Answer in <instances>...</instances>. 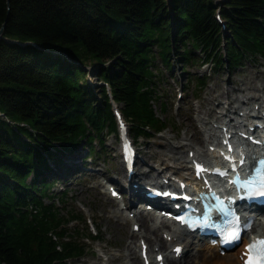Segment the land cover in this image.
Wrapping results in <instances>:
<instances>
[{"label": "trees", "instance_id": "16d2710c", "mask_svg": "<svg viewBox=\"0 0 264 264\" xmlns=\"http://www.w3.org/2000/svg\"><path fill=\"white\" fill-rule=\"evenodd\" d=\"M3 24L0 264H69L100 240L69 226L87 222L61 212L66 192L53 193L48 171L79 145L96 153L104 130L117 134L112 101L135 141L167 127L154 107L157 56L169 71L174 52L182 68L196 51L215 68L264 57V0H0Z\"/></svg>", "mask_w": 264, "mask_h": 264}, {"label": "rangeland", "instance_id": "374dc122", "mask_svg": "<svg viewBox=\"0 0 264 264\" xmlns=\"http://www.w3.org/2000/svg\"><path fill=\"white\" fill-rule=\"evenodd\" d=\"M221 51H224V49ZM194 55H196V61L188 63L182 68L174 52L170 57L172 63L170 71L167 70L159 56L155 59V67L158 68L155 69V74L159 77L157 84L158 100L157 103H154V107L156 113L167 121V127L163 131L152 134L148 138L139 137L136 141L140 152L138 157L141 160L139 163L140 171H149L151 165L157 168L159 167L161 161L157 157V153L163 151L162 146L168 145L169 143L173 144V146H180L183 144V138L190 139L192 135H196L199 141L204 138L203 134L195 128L194 119L197 117L196 106H201L203 116L208 111L212 112L210 119L213 124H216L213 121L214 117L219 115L225 106L222 108L215 99L218 98L223 103H226L227 100L219 97L224 90L234 88V91H231L229 94L231 99L237 96L258 97L263 95L264 57H257L256 60H243L242 64L236 68H229L226 65L215 68L210 61L202 62L203 57L199 51H196ZM92 64L90 60L85 62V69L90 70V73L86 77L93 87L94 93L97 94L96 86H99V82L92 73L94 70ZM196 76L204 78L206 83L203 87L199 88L196 86ZM255 88L262 89V92L255 90ZM242 90L244 92L240 93ZM251 101L253 100H250L248 103L249 108L255 105ZM163 105L165 111H160V107ZM234 106H239V104L235 103L233 104ZM238 108H233V113ZM205 118L208 119L207 115H205ZM117 136L118 131L117 134H113L104 130L102 132V144L99 142L98 137H95L93 146L96 153H89L87 147L82 148L80 145L75 148L80 153L83 152V157L79 159V164L81 165L79 167H83L84 169L94 166L96 167L95 170L104 171V173L96 175L95 178L89 177V175H93L92 172H85L86 170L83 169L81 171L78 170L74 175L70 174L66 178L54 174V170L65 169L62 160L65 154L61 157V165L58 166L52 163L54 167L52 171H48V180H54L52 186L53 193L61 194L66 192L64 204L55 201L56 205L60 206L61 212L65 213L66 210L79 212L87 222V224L82 221L72 222L69 226L71 228L78 227L79 229L88 227L94 234L98 233L100 236V240L95 242L87 240V245L90 246L88 254L85 257L70 260L69 264L131 263L128 258L121 255L127 254L126 245L130 243L128 234L133 230L131 227L132 224L130 221L126 224L122 223L120 220H116L111 214L113 211L122 210L121 207L127 204V198L130 196L129 194L128 196L125 194L124 197L122 195L125 199L119 201V203H115L114 200L109 198L106 187L103 185L107 177L112 178L110 183L114 184L116 177L121 178L120 172L122 176H126L127 174L119 154ZM189 142L194 146L195 142L193 143L191 140ZM196 145L197 148L202 150L206 148L203 142ZM188 149H190L188 146L181 148L180 152H182V156H186ZM168 154L172 155L171 153H167L166 155ZM153 171L148 172V176L155 175L156 172ZM164 175L165 173H161L157 180L160 181ZM149 179L147 177L141 180L144 182ZM118 185L120 187L122 186V179H120V184ZM145 187L143 188L145 189ZM140 204L142 203L138 202L139 206ZM138 205L137 208H139ZM122 213L126 215L128 212L123 210ZM162 230L164 229L159 228L157 230L158 235L162 233ZM151 237L153 238L154 235L151 234ZM134 243L138 245L137 239H135ZM154 247L156 248L157 246L154 245ZM167 248V251H165L166 254L170 253V243L167 245ZM162 252L164 251L162 250ZM202 252L205 251L203 250ZM137 254H139L138 246ZM156 254L157 252H153L152 257ZM220 256L223 257V255ZM189 257L191 256L186 254L182 261L188 260ZM152 262H154V259H152Z\"/></svg>", "mask_w": 264, "mask_h": 264}, {"label": "bare ground", "instance_id": "6f19581e", "mask_svg": "<svg viewBox=\"0 0 264 264\" xmlns=\"http://www.w3.org/2000/svg\"><path fill=\"white\" fill-rule=\"evenodd\" d=\"M255 90L262 92V89L260 88H255ZM231 91H234L233 87L228 88L227 90H224L219 95L220 98H224L225 100H227L226 103H223L218 98L215 99L217 100V103L220 106H222V108L225 106V108H223V111H226L228 115L232 112L233 108L235 107L238 108V106L233 107V104L235 103L245 106V105H249L248 103L250 102V100H253L251 101L252 104H257L258 106L264 107V92L262 96H258V97L256 96H252V97L237 96L234 99H231L229 97V94ZM242 92L244 91L242 90L240 93ZM253 109L254 108L249 109V110L251 111ZM238 110H242V108H239ZM196 112H197V117L196 119H194L195 128L203 134L204 138L201 141L198 140L196 135H192L190 139L183 138L182 139L183 144H181L180 146H173V144H170V143L168 145H164L162 146L163 151L161 153H157V157H159V160L161 161L158 168L151 165L149 171H140L139 163L141 162V160L137 158V161L133 168V173L131 175L126 169V166L124 165L126 172H127L126 176H122L120 172L121 178L119 177L115 178V182H117L116 184H117V188L119 189V191H124L120 195L121 196L123 195L124 197L125 194L126 196H128L129 194L130 197L127 198L128 205L124 209V211L128 212L126 215H123L122 213L123 210L113 211L111 214L116 220H120V222L122 223L126 224L127 222L130 221V223L132 224L131 226L132 228L134 225L138 226V229L136 231L133 229L131 232H129L128 235H129L130 243L126 245L127 254L121 255V256H124L125 258H128V260L131 261L130 264H140L141 262L142 264H157L158 263L157 261L158 253H161L164 255L166 264H242L238 256V251L240 250L241 246L238 247L234 253L233 252L225 253L223 257H221L216 252L214 247H210V245H208L207 243H203L200 246L196 247L194 242H190L186 238H182V239L176 238L175 237L176 235L180 236L181 234L176 232V230L173 231L172 228L169 226V224L165 221H162V220H160L159 222L153 221L154 219L153 213L147 210L145 206L143 207L140 206L143 208L141 211L140 209L136 211L137 208L134 207L135 205H134L133 198L136 199L139 197H143L141 195L137 196V194H142L144 186L147 187L148 185H153L154 181L158 182L157 179H159V175L161 173L166 174L168 172H172L180 178H183V179L187 178V180H189L193 176L192 171L190 170V166L192 162H190L189 157H196V158L201 159L202 161H207V159L210 158V156H208L209 153L207 152V150H208L209 144L213 145L212 141H210V136H212L213 131H215V128L213 127L214 124L212 123L210 119L211 118L210 114H212V112L210 111L206 112L205 115H207L208 119L205 118V115L203 116L200 105L196 106ZM244 112H246V110H244ZM215 119L214 121H216ZM230 121H231V118H230ZM190 140L193 143L195 142L194 146L192 145V143L189 142ZM200 142H203L204 147H206L205 150L197 148L196 144L198 143L200 144ZM184 146L190 147V149L186 151L185 157L182 156V152H180L181 148ZM167 153H171L172 155L170 154L166 155ZM82 154L83 152L80 153L78 150H75V151L73 150V152L71 153L70 152L66 153L64 157L62 158L65 169L54 170L53 173L56 174L57 176L66 178L70 174L74 175L75 172H77L78 170L81 171L83 167H79L80 165L79 159L83 157ZM139 155H140V152H139ZM95 169L96 167L92 166L89 168H84L83 170H86L85 172L87 171L92 172L93 175H89V177H93V178H95L96 175L104 173V171L95 170ZM153 170L156 172V174L148 176V172L153 171ZM147 177L150 179L144 182L143 180H141L144 178L146 179ZM163 177H165V175ZM107 179L109 181L112 180V178H108V177ZM120 179H122L121 187L118 185L120 184ZM108 195H109V198L114 200L115 203H119V201H117L115 197H112L110 193H108ZM143 199L149 200L147 197H143ZM130 214L132 215L130 216ZM159 228H163L164 230H162V233L158 235L157 230H159ZM164 233H166L165 239L163 238ZM151 234L154 235L153 238L151 237ZM169 235H171L170 237L174 239L169 241L168 240ZM135 239H137L138 245L134 243ZM169 243H170V253L166 254L165 251H167L168 249L167 245ZM178 244L184 245L185 254L180 259H174L172 257V254L174 253L173 248ZM154 245L157 247L155 248ZM137 246H138L139 254H137ZM142 249H146L147 255H148L147 259H144L141 256ZM162 250L164 252H162ZM203 250L205 252H202ZM153 252H157V254L154 257H152ZM186 254H189L191 257H189L188 260L182 261V259L186 256ZM152 259H154V262H152Z\"/></svg>", "mask_w": 264, "mask_h": 264}, {"label": "snow or ice", "instance_id": "6c2138e0", "mask_svg": "<svg viewBox=\"0 0 264 264\" xmlns=\"http://www.w3.org/2000/svg\"><path fill=\"white\" fill-rule=\"evenodd\" d=\"M262 167H264V162H261ZM203 171V169L198 165L197 166V172ZM255 183L254 181H248L245 183V185H240L241 187L247 188L248 184ZM249 195H252L253 193L249 192ZM258 196L264 197V182L261 183V188L258 192L255 193ZM222 203V202H221ZM189 227H192L191 224H189ZM241 238L240 236V229L237 228L234 231H231L227 234V236L224 238V243H232ZM181 250L179 248L176 249V252L179 253ZM246 254L248 256L247 260L245 261V264H264V239H258L254 243L249 244L246 247Z\"/></svg>", "mask_w": 264, "mask_h": 264}, {"label": "water", "instance_id": "95a60500", "mask_svg": "<svg viewBox=\"0 0 264 264\" xmlns=\"http://www.w3.org/2000/svg\"><path fill=\"white\" fill-rule=\"evenodd\" d=\"M5 30V25L3 24L2 27L0 28V38L2 36V33L4 32Z\"/></svg>", "mask_w": 264, "mask_h": 264}]
</instances>
